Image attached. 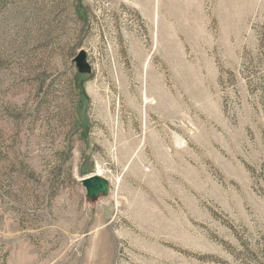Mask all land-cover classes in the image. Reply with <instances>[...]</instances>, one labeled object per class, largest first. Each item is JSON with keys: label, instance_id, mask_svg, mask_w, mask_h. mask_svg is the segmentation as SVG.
<instances>
[{"label": "rangeland", "instance_id": "374dc122", "mask_svg": "<svg viewBox=\"0 0 264 264\" xmlns=\"http://www.w3.org/2000/svg\"><path fill=\"white\" fill-rule=\"evenodd\" d=\"M0 264H264V0H0Z\"/></svg>", "mask_w": 264, "mask_h": 264}, {"label": "water", "instance_id": "95a60500", "mask_svg": "<svg viewBox=\"0 0 264 264\" xmlns=\"http://www.w3.org/2000/svg\"><path fill=\"white\" fill-rule=\"evenodd\" d=\"M74 60L80 71L88 70L87 55L84 50L78 51ZM81 183L86 190V198L92 202L107 197L111 191L110 181L99 173L82 177Z\"/></svg>", "mask_w": 264, "mask_h": 264}, {"label": "trees", "instance_id": "16d2710c", "mask_svg": "<svg viewBox=\"0 0 264 264\" xmlns=\"http://www.w3.org/2000/svg\"><path fill=\"white\" fill-rule=\"evenodd\" d=\"M81 173H85V171L82 169V170H81Z\"/></svg>", "mask_w": 264, "mask_h": 264}, {"label": "bare ground", "instance_id": "6f19581e", "mask_svg": "<svg viewBox=\"0 0 264 264\" xmlns=\"http://www.w3.org/2000/svg\"><path fill=\"white\" fill-rule=\"evenodd\" d=\"M141 2V1H140Z\"/></svg>", "mask_w": 264, "mask_h": 264}]
</instances>
